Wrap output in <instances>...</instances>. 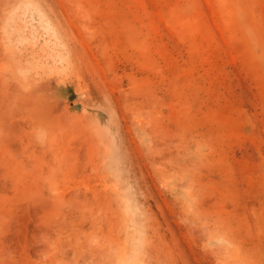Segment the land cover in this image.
I'll list each match as a JSON object with an SVG mask.
<instances>
[{
	"label": "rangeland",
	"instance_id": "1",
	"mask_svg": "<svg viewBox=\"0 0 264 264\" xmlns=\"http://www.w3.org/2000/svg\"><path fill=\"white\" fill-rule=\"evenodd\" d=\"M0 264H264V0H0Z\"/></svg>",
	"mask_w": 264,
	"mask_h": 264
},
{
	"label": "water",
	"instance_id": "2",
	"mask_svg": "<svg viewBox=\"0 0 264 264\" xmlns=\"http://www.w3.org/2000/svg\"><path fill=\"white\" fill-rule=\"evenodd\" d=\"M73 98H75V96H73Z\"/></svg>",
	"mask_w": 264,
	"mask_h": 264
}]
</instances>
